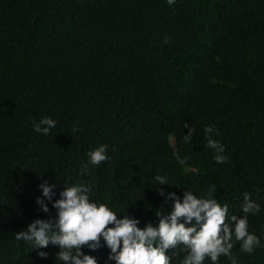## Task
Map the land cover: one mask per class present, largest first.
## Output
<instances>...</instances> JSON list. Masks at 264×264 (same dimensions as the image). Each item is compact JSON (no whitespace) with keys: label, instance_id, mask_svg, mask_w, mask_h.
Returning a JSON list of instances; mask_svg holds the SVG:
<instances>
[{"label":"trees","instance_id":"1","mask_svg":"<svg viewBox=\"0 0 264 264\" xmlns=\"http://www.w3.org/2000/svg\"><path fill=\"white\" fill-rule=\"evenodd\" d=\"M44 117L56 121L48 135L33 130ZM209 125L225 163L207 146ZM101 144L109 159L81 174ZM43 181L57 184L53 200L66 181L86 183L91 201L141 229L172 210L157 188L182 199L214 187L229 219L244 215L247 193L260 205L248 215L260 245L248 254L233 237L232 253L264 264V0H0V264H64L58 246L15 236L55 217L36 204ZM81 251L115 264L106 246ZM186 254L167 251L170 264Z\"/></svg>","mask_w":264,"mask_h":264},{"label":"clouds","instance_id":"2","mask_svg":"<svg viewBox=\"0 0 264 264\" xmlns=\"http://www.w3.org/2000/svg\"><path fill=\"white\" fill-rule=\"evenodd\" d=\"M174 2L167 0L169 5ZM55 126L56 121L44 117L33 124V130L48 135ZM184 128L187 134L183 139L185 143H190L195 129L188 123L184 124ZM204 132L207 146L217 153L214 156L215 162L225 163L227 157L222 155L224 146L212 138V134L216 133L214 126H206ZM107 149L108 145L101 144L90 150L87 153L88 162L81 167V174H88L89 164L97 166L108 160ZM187 159L184 157L181 163ZM154 179L159 185L168 184L167 176L156 175ZM38 187L42 193V198L36 199L39 211L49 212L45 203L48 201L56 210L55 217L34 220L26 230L15 233L16 239L33 244V248L58 246L55 258L64 264H97L95 257L85 254L81 249L87 247L95 251L102 246L110 249L107 259L115 264H170L167 251L178 245L187 249L181 264H204L206 258L212 264H217L221 256L228 257L231 264H238V258L232 253L233 237L235 241L241 242V251L248 254L260 245L259 237L248 231V215L258 213L261 209L259 204L249 199L247 193L243 195L244 215L233 214L229 219L228 205L221 206L213 198L214 187L204 193L202 198L186 190L182 199L174 192L166 195L163 189L157 188L160 196L172 200V210L167 214L156 213L159 218L156 227L148 223L141 229L137 227L140 221L126 212L118 218L106 204L91 201L90 186L86 183L69 185L66 181L59 199L55 200L53 197L56 195L54 189L58 187L57 184L43 181ZM37 255L46 259L48 253L40 251Z\"/></svg>","mask_w":264,"mask_h":264}]
</instances>
